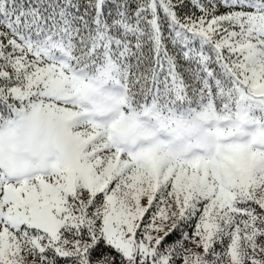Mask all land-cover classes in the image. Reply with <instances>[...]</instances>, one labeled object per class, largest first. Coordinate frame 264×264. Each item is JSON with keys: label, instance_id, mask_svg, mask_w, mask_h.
<instances>
[{"label": "snow or ice", "instance_id": "snow-or-ice-1", "mask_svg": "<svg viewBox=\"0 0 264 264\" xmlns=\"http://www.w3.org/2000/svg\"><path fill=\"white\" fill-rule=\"evenodd\" d=\"M105 63L128 111L264 120V0H0V123L73 146L45 171L0 165V264H264V159L148 165L116 140L124 113L102 126L65 87Z\"/></svg>", "mask_w": 264, "mask_h": 264}, {"label": "clouds", "instance_id": "clouds-1", "mask_svg": "<svg viewBox=\"0 0 264 264\" xmlns=\"http://www.w3.org/2000/svg\"><path fill=\"white\" fill-rule=\"evenodd\" d=\"M65 87L75 89V99L84 110L85 117L94 118L102 126H109L121 119L116 140L124 150L153 146L166 151L174 158L197 155L198 149L210 154L215 143L212 131L207 127L212 119L206 111L190 114L160 115L154 107L137 111H125L124 93L118 86L116 69L103 64L87 77L76 76L65 82ZM150 116L156 125L149 126L145 117ZM164 131L167 139L157 135ZM73 146L65 137L48 133L30 136L27 130L5 126L3 143L0 145V165L19 170L45 171L57 162L61 153L71 154Z\"/></svg>", "mask_w": 264, "mask_h": 264}, {"label": "rangeland", "instance_id": "rangeland-1", "mask_svg": "<svg viewBox=\"0 0 264 264\" xmlns=\"http://www.w3.org/2000/svg\"><path fill=\"white\" fill-rule=\"evenodd\" d=\"M70 78L74 77L69 76L66 78V81H68ZM125 111H127L126 108ZM211 117L212 119L208 123L210 126L212 125L211 121L214 120V117L212 115ZM229 118L234 120V125L231 130L229 128V130L226 132V134H228V137H226V134L221 135V132H219V130L216 131L213 128L208 127L215 137V143L210 154H204L201 149H198L197 151L199 154L197 155H192L188 158H174L171 157L166 151L158 150L153 146H145L138 151H135V153L140 154L145 162L150 166H153L158 162L151 154L152 151L155 150L157 155H163L166 159L173 161L191 162L193 165H197L200 163H212L225 170H244L255 160L264 159V120H261L259 117V121L261 120L259 133L252 140L250 146H243L240 144H231V139H233V136L237 135L242 128L240 123L243 122V115L240 114L239 116ZM145 119H148V116H146ZM149 121L150 123H152L151 119H149ZM224 121L225 120H223V122ZM14 124L19 126L20 131H23L24 127L18 121H14L11 125L1 123L0 132L5 131V126H7L8 128H12ZM159 134L162 136L161 138L165 140L167 139V135L164 131L159 132ZM227 138H229L230 140ZM236 142L243 143V138H239V140H237Z\"/></svg>", "mask_w": 264, "mask_h": 264}, {"label": "trees", "instance_id": "trees-1", "mask_svg": "<svg viewBox=\"0 0 264 264\" xmlns=\"http://www.w3.org/2000/svg\"><path fill=\"white\" fill-rule=\"evenodd\" d=\"M75 78V77H74ZM154 109L160 114V115H165V114H190L192 112H199V111H206L210 116L212 115L214 117V120H212V125L210 126L209 124L207 127H211L214 130L221 132V135H225L226 132L233 128L234 125V120L229 118V117H236L239 116L240 114L243 115V122L240 123L241 125V130L238 132L237 135L233 136V139H231V144H240V145H248L252 143V140L257 136V134L260 131V113L253 112L251 111L247 105L243 102H240L236 105H233L230 110H226L223 108L217 107L216 104H206L202 105L200 107H196L195 110L193 111H188V110H178V109H165V108H155ZM149 119L152 120V123H150ZM146 122L149 124V126H152L153 128L156 127L154 120L148 116V119H145ZM223 120H225L223 122ZM1 124V123H0ZM162 131V130H161ZM157 132L158 136H161L159 132ZM162 137V136H161ZM226 137H228V134H226ZM243 138V143H237L236 141L239 140V138ZM246 138V139H245ZM229 139V138H227ZM230 140V139H229Z\"/></svg>", "mask_w": 264, "mask_h": 264}]
</instances>
